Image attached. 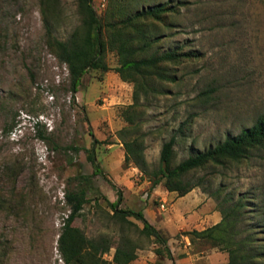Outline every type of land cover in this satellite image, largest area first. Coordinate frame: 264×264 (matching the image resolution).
I'll list each match as a JSON object with an SVG mask.
<instances>
[{"label":"rangeland","instance_id":"374dc122","mask_svg":"<svg viewBox=\"0 0 264 264\" xmlns=\"http://www.w3.org/2000/svg\"><path fill=\"white\" fill-rule=\"evenodd\" d=\"M173 1L183 5L172 27L160 28L168 37L158 49L185 47L201 58L174 66L178 80L162 85L163 95L143 98L142 118L131 125L125 112L135 103L134 84L115 72L116 55L106 59L111 71L89 70L74 92L67 65L47 45L41 0H0L1 264H64L58 240L70 214L65 194L77 189L82 176L92 178L89 203L74 225L114 246L124 235L131 238L137 246L131 264H199L192 258L215 248L187 233L213 226L215 215L223 219L225 200H246L243 226L264 232V149L241 165L219 168L183 197L163 184L152 190L150 179L125 161L124 141L135 134L145 136L153 169L173 136L180 163L264 115V0ZM60 2L54 34L67 40L81 17L77 0ZM108 2L94 0L100 16ZM87 150L94 151L102 173L94 175ZM119 195L121 209L142 211L156 228L165 226L158 229L174 260L156 253L160 246L141 233V221L114 219L110 203ZM114 253L112 248L105 260L114 264Z\"/></svg>","mask_w":264,"mask_h":264},{"label":"trees","instance_id":"16d2710c","mask_svg":"<svg viewBox=\"0 0 264 264\" xmlns=\"http://www.w3.org/2000/svg\"><path fill=\"white\" fill-rule=\"evenodd\" d=\"M60 3V0H41V13L47 30V45L51 53L67 65L72 90L78 92L81 80L89 70L111 71L106 59L109 53L116 55L119 65L115 72L123 81L134 84L135 103L130 107V112H125L131 125L142 118L140 103L143 98L150 101L151 95H163L161 86L178 80L174 66L201 58L199 52L186 51L185 47L165 51L158 49L168 37L160 32V28L172 27L169 24L180 13L181 3L174 4L173 0H109L104 15L100 16L94 0H77L81 24L67 40H60L54 34ZM205 95L203 93L199 97ZM40 137L46 139L44 135ZM177 141V137L173 136L163 144L158 167L150 169L145 158V136L135 134L124 141L125 161L137 166L150 179L152 190L163 184L169 192L183 197L194 188L203 187L210 177H215L219 168L241 165L264 149V115L239 134L230 135L216 146L190 155L180 163L176 162ZM72 149L79 151V148ZM87 153L88 160L95 168L94 175L102 173L94 151L87 150ZM200 171H205L207 175L194 181L191 177ZM80 179L77 189L67 190L65 194L70 214L65 219L58 240L62 261L64 264H109L104 255L115 248L113 263L131 264L137 259V246L131 238L124 235L114 246L108 238H88L81 228L74 225L89 203L91 190V176ZM122 199L119 195L116 202L110 203L114 219L120 223L127 222L130 217L141 221V233L160 246L156 253L159 256L167 253L174 260L168 249L167 237L146 219L144 212L121 209ZM245 201L240 199L228 205L231 202L225 200L222 221L187 235L192 237L193 242L199 241L226 253V264H264V232L252 226H243L247 223L245 216L248 214Z\"/></svg>","mask_w":264,"mask_h":264},{"label":"crops","instance_id":"0c3cea01","mask_svg":"<svg viewBox=\"0 0 264 264\" xmlns=\"http://www.w3.org/2000/svg\"><path fill=\"white\" fill-rule=\"evenodd\" d=\"M175 216L182 218L183 213L182 214L177 213ZM214 220H215V224H217L222 220V218L219 217V215H215ZM160 227L164 228L165 226L160 225ZM185 241L187 244H190L188 239H186ZM186 247L187 245L185 246V248ZM197 257L195 256L192 259H194L195 261H198L199 264H226L227 263V254L219 251L218 249H214L213 251L208 252L207 255L204 252H202L200 253V256L198 258Z\"/></svg>","mask_w":264,"mask_h":264},{"label":"built area","instance_id":"2783aa9c","mask_svg":"<svg viewBox=\"0 0 264 264\" xmlns=\"http://www.w3.org/2000/svg\"><path fill=\"white\" fill-rule=\"evenodd\" d=\"M162 207L164 208L165 206L164 205H162ZM62 260V259H61ZM63 262V261H62ZM64 263V262H63Z\"/></svg>","mask_w":264,"mask_h":264}]
</instances>
